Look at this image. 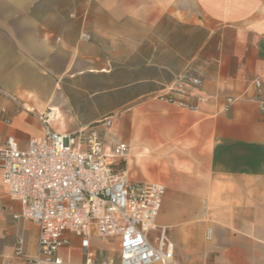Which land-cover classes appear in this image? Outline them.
<instances>
[{
	"label": "crops",
	"instance_id": "crops-1",
	"mask_svg": "<svg viewBox=\"0 0 264 264\" xmlns=\"http://www.w3.org/2000/svg\"><path fill=\"white\" fill-rule=\"evenodd\" d=\"M189 68L203 80L197 112L156 98ZM257 79L264 0H0V133L26 150L45 135L28 109H52L54 132L95 128L108 154L127 145L130 181L166 188L151 237L166 230L173 264H264ZM0 208V264H26L16 242L35 255L39 228L7 197L1 170ZM71 240L59 254L79 264L81 240ZM91 251L116 256L119 245L93 238Z\"/></svg>",
	"mask_w": 264,
	"mask_h": 264
},
{
	"label": "built area",
	"instance_id": "built-area-1",
	"mask_svg": "<svg viewBox=\"0 0 264 264\" xmlns=\"http://www.w3.org/2000/svg\"><path fill=\"white\" fill-rule=\"evenodd\" d=\"M202 85L199 69L189 68L156 98L197 112L199 108L191 100ZM254 85L263 93L260 108L264 112V79L255 80ZM197 99L207 101L203 96ZM233 102L228 100L225 112ZM28 111L44 124L43 137L31 138L28 148L22 150L13 136L0 133V170L7 197L20 203L21 218L39 228L36 254L27 255L25 241L19 239L15 257L26 264H76L59 254L72 247L73 236L81 240L84 250V260L79 264H173L174 248L166 230H161L156 243L151 239L158 230L166 188L158 183L130 181L122 168L129 147L118 144L108 154L97 129L57 133L50 128L57 118L54 110ZM104 124L110 127L112 117ZM93 238L117 241L118 254L108 257L91 251ZM211 238L209 229L207 239Z\"/></svg>",
	"mask_w": 264,
	"mask_h": 264
},
{
	"label": "rangeland",
	"instance_id": "rangeland-1",
	"mask_svg": "<svg viewBox=\"0 0 264 264\" xmlns=\"http://www.w3.org/2000/svg\"><path fill=\"white\" fill-rule=\"evenodd\" d=\"M154 236V235H153ZM151 239L153 240L154 239V237H151ZM112 247H113V245H112Z\"/></svg>",
	"mask_w": 264,
	"mask_h": 264
}]
</instances>
